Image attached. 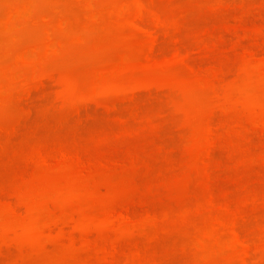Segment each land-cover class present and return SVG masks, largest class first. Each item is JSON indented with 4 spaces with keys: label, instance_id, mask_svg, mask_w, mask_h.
Wrapping results in <instances>:
<instances>
[{
    "label": "rangeland",
    "instance_id": "374dc122",
    "mask_svg": "<svg viewBox=\"0 0 264 264\" xmlns=\"http://www.w3.org/2000/svg\"><path fill=\"white\" fill-rule=\"evenodd\" d=\"M14 8L0 264H264V0Z\"/></svg>",
    "mask_w": 264,
    "mask_h": 264
},
{
    "label": "bare ground",
    "instance_id": "6f19581e",
    "mask_svg": "<svg viewBox=\"0 0 264 264\" xmlns=\"http://www.w3.org/2000/svg\"><path fill=\"white\" fill-rule=\"evenodd\" d=\"M23 6L26 7L27 5H23ZM27 7H28V6H27ZM15 8H17V7H15ZM15 8H14V9H15ZM20 8L24 9V7H22V6H20ZM20 8L15 9L14 12L17 11V13H16V14L14 13V15L12 14L13 17H12V15L10 14V10L8 11L9 14H10V16H9L8 13H7L8 15L5 14V13H2L0 16H2L3 18H8V17H10V20H9V19H8V20H9L10 22H11L12 20L14 21V20H15L14 17L16 18L18 15H20V13L22 14V12L24 11V10L21 11ZM27 9H28V8H27ZM27 9H26V11H27ZM18 10H19L20 13L18 12ZM12 11H13V10H12ZM12 13H13V12H12ZM23 13H25V11H24ZM6 16H8V17H6ZM2 17H1V18H2ZM9 21H8V24H7V20H6V21L4 20V22H6V25H8V27L12 25L11 23H9ZM10 24H11V25H10ZM4 25H5V24H4ZM5 27L7 28V26H5ZM51 44H52V43H51ZM49 45H50V44H48V46H49ZM52 46H53V44L50 45L49 48H52ZM48 50L50 51V49H48ZM36 118H37V117H36ZM36 118H35V122H37V121L39 120L38 123H40V122H42V121H44V122L46 123V122L49 120L48 118H47V119L45 118L47 121H45V119H44V120L42 119V120L40 121V118H39V119L36 121ZM50 120H51V119H50ZM44 122H43V123H44ZM49 122H50V121H49ZM49 122H48V123H49ZM51 122H53V120H51ZM38 123H37V124H38ZM53 124H54V122L51 123V125H53ZM46 125H47V124H46ZM49 125H50V123H49ZM39 132H40V131H38V133H39ZM36 133H37V131H36ZM36 133H35V134L33 133V135H35V136H33V138L35 137L36 140H37V138H38V140H39L40 138H42V136H41V137H40V136L38 137V135H40V134L37 133V135H36ZM40 133H42V132H40ZM42 135H44V134L42 133ZM36 136H37V137H36ZM44 136H45V135H44ZM35 138H34V139H35ZM56 226H57V225H56ZM56 226H55L56 229H57L58 227H60V226H58V227H56ZM61 227H62L64 230L66 229V228H64V226H62V225H61ZM61 227L58 228V229H59V230H58L59 232H60ZM52 229H53L54 231H56V229L51 228L50 230H51L52 232H54ZM63 229H62V230H63ZM62 232H63V231H61V233H62ZM64 232H65V231H64ZM237 237H238L239 242L243 245L244 249L246 248V249H245L246 252H245V250H244V253H243V254H244V259H245V257H246V259H247V257L250 255V252H248V251H250V250H249L250 248L248 247V243H247L245 240L241 239L239 235H237ZM248 248H249V249H248ZM246 259H245V260H246Z\"/></svg>",
    "mask_w": 264,
    "mask_h": 264
}]
</instances>
